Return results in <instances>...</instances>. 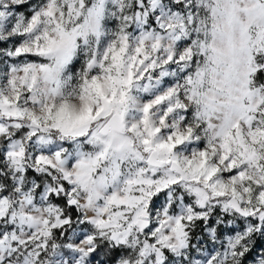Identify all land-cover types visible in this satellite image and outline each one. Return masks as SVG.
I'll use <instances>...</instances> for the list:
<instances>
[{
    "label": "snow or ice",
    "instance_id": "snow-or-ice-1",
    "mask_svg": "<svg viewBox=\"0 0 264 264\" xmlns=\"http://www.w3.org/2000/svg\"><path fill=\"white\" fill-rule=\"evenodd\" d=\"M0 264H264V0H0Z\"/></svg>",
    "mask_w": 264,
    "mask_h": 264
}]
</instances>
